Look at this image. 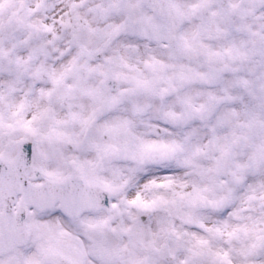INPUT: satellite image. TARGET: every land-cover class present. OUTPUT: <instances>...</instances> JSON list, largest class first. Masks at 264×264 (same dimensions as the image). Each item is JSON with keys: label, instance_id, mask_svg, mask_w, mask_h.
Segmentation results:
<instances>
[{"label": "snow or ice", "instance_id": "6c2138e0", "mask_svg": "<svg viewBox=\"0 0 264 264\" xmlns=\"http://www.w3.org/2000/svg\"><path fill=\"white\" fill-rule=\"evenodd\" d=\"M0 264H264V0H0Z\"/></svg>", "mask_w": 264, "mask_h": 264}]
</instances>
